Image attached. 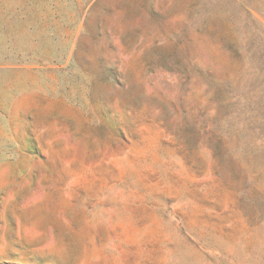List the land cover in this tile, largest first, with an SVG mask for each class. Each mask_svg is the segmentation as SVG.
Returning <instances> with one entry per match:
<instances>
[{"label":"rangeland","instance_id":"rangeland-1","mask_svg":"<svg viewBox=\"0 0 264 264\" xmlns=\"http://www.w3.org/2000/svg\"><path fill=\"white\" fill-rule=\"evenodd\" d=\"M0 264H264V0H0Z\"/></svg>","mask_w":264,"mask_h":264}]
</instances>
